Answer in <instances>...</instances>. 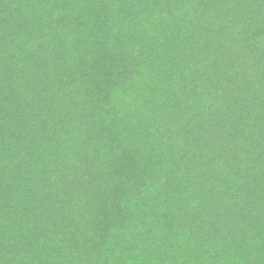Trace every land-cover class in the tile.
I'll list each match as a JSON object with an SVG mask.
<instances>
[{
	"label": "trees",
	"instance_id": "16d2710c",
	"mask_svg": "<svg viewBox=\"0 0 264 264\" xmlns=\"http://www.w3.org/2000/svg\"><path fill=\"white\" fill-rule=\"evenodd\" d=\"M0 264H264V0H0Z\"/></svg>",
	"mask_w": 264,
	"mask_h": 264
}]
</instances>
